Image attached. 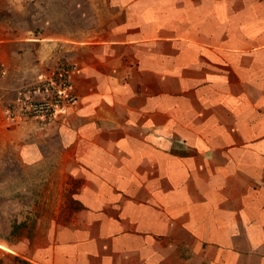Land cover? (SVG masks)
<instances>
[{
    "label": "crops",
    "instance_id": "0c3cea01",
    "mask_svg": "<svg viewBox=\"0 0 264 264\" xmlns=\"http://www.w3.org/2000/svg\"><path fill=\"white\" fill-rule=\"evenodd\" d=\"M60 64L71 104L8 113ZM0 65L3 143L56 198L24 261L264 264V151L230 139L264 137V0H0Z\"/></svg>",
    "mask_w": 264,
    "mask_h": 264
},
{
    "label": "rangeland",
    "instance_id": "374dc122",
    "mask_svg": "<svg viewBox=\"0 0 264 264\" xmlns=\"http://www.w3.org/2000/svg\"><path fill=\"white\" fill-rule=\"evenodd\" d=\"M2 104L0 100V106ZM1 121L7 122L3 117ZM7 139L6 133L0 129V264H29L13 250L28 254L26 245L21 243L23 237L39 240L51 237L54 225L52 213L56 203L53 174L48 169L19 167L18 162L14 161L10 145L3 143ZM220 139L223 142L225 140ZM230 139H236L238 145L246 142L254 153L261 154L264 151V137ZM256 161L258 159L254 158ZM148 251L157 264H164L166 251L175 254L174 249L165 250L163 247ZM172 263L176 264L175 259Z\"/></svg>",
    "mask_w": 264,
    "mask_h": 264
},
{
    "label": "built area",
    "instance_id": "2783aa9c",
    "mask_svg": "<svg viewBox=\"0 0 264 264\" xmlns=\"http://www.w3.org/2000/svg\"><path fill=\"white\" fill-rule=\"evenodd\" d=\"M69 64H60L45 78L41 79L33 89L42 93L40 97H33L28 93L7 102V111L10 115L18 117L47 116L54 112L56 106L71 104L75 99L70 86ZM3 70L0 65V79ZM26 89V88H25Z\"/></svg>",
    "mask_w": 264,
    "mask_h": 264
}]
</instances>
